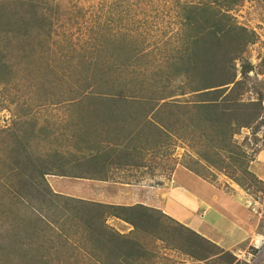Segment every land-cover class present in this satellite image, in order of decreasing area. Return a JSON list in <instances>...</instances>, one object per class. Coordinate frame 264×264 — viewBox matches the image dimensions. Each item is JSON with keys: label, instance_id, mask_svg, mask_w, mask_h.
Instances as JSON below:
<instances>
[{"label": "rangeland", "instance_id": "1", "mask_svg": "<svg viewBox=\"0 0 264 264\" xmlns=\"http://www.w3.org/2000/svg\"><path fill=\"white\" fill-rule=\"evenodd\" d=\"M42 1L45 4L42 13L50 23L40 35L35 34L36 30L32 28L31 38H22L19 44L15 39L12 41V45L6 49L9 67L7 80L0 82V194L4 193L2 198L6 203L9 200L7 191L14 190L11 185L18 179L19 172L17 163L11 162L16 156L20 157L8 149L7 144L16 146L17 138H26L24 147L32 157L40 160H60L63 157L71 158L74 162L81 161L77 159L86 154L75 151L78 146H85L76 143V140H81L78 134L84 137L83 142L105 143L102 145L106 146L115 144L113 132L110 136L106 133L110 140L103 139L105 128L99 120L104 119L107 123L109 111L123 110L100 104L98 86L92 87L88 83L97 79L95 60L90 56L101 46L109 47L120 41L123 46L132 42L137 47L139 58L135 67L140 71L129 73L131 77L125 85H130L132 89H126L122 83L124 87L121 91L127 96L136 98L135 89L145 88L147 93L144 97L172 95L164 101L191 100V94L176 96L173 85L167 81L173 80V71H170L176 65L173 64V52L183 43L184 27L178 3L198 0ZM49 9L56 14L53 19ZM230 16L237 25L256 35L255 42L247 47L244 55L252 69L248 73L242 100L257 101L260 98L257 90L260 89L264 104V0H240L230 11ZM47 31L48 35L45 34ZM85 59L89 61L85 62ZM239 65L236 61L238 78ZM109 68L108 65L101 66V69ZM170 72L171 75L164 81ZM115 78H121L120 74L116 72ZM159 81L164 82L153 87ZM128 106L124 109L128 114L126 120L133 122L131 127H134L136 121L132 116L143 112L135 106V101ZM182 136L179 124L167 138L163 150L146 158V171L119 172L112 178L119 177L120 182L130 181L132 185L150 186L151 183L156 186L157 182L163 184L170 180L177 170L189 171V177L180 175V179L176 180L181 183L183 178L191 193L202 200L197 206L189 203L196 207L192 210L194 219H190L191 223L197 225L198 231H195L232 254L234 263L264 264V123L257 122L250 128H241L233 136V141L245 154L235 169L231 168L232 161L228 158H224V163L229 166L222 169L206 163V167H199L195 160L201 158L203 146L200 141L206 140L197 131L189 133L184 139H181ZM122 143L119 139L117 148H121ZM11 164L13 168L10 169ZM173 167L175 169L171 172ZM55 178L60 177L49 176L47 181L56 189L59 188L56 181L59 179ZM60 181L64 187L69 186L70 182L75 183L73 185L85 182L72 178ZM102 184L97 185V190ZM90 190L94 188L87 191L90 193ZM62 191L105 202L97 194L81 193L80 187L76 188V192H68V189ZM184 203L185 200L170 198L166 206L179 210L182 207L189 211ZM182 213L179 215H187L184 210ZM116 221L114 218L107 219V223L118 231L121 225ZM13 227L9 215L0 212V234L12 232ZM38 239L37 245L44 246ZM145 241L147 253L137 264L218 263L212 257L196 260L151 238ZM46 257L50 258L49 255ZM88 260L84 254H76L74 257H58L52 264H95Z\"/></svg>", "mask_w": 264, "mask_h": 264}, {"label": "trees", "instance_id": "2", "mask_svg": "<svg viewBox=\"0 0 264 264\" xmlns=\"http://www.w3.org/2000/svg\"><path fill=\"white\" fill-rule=\"evenodd\" d=\"M239 3L240 0L178 3L184 27L183 43L173 52V64L176 63L170 68L173 80L167 81L170 72L164 81L173 85L176 96L191 94V100L164 101L172 95L144 97L145 88L135 89L136 98L122 92L131 77L129 73L139 70L135 67L139 54L132 42L123 46L119 41L109 47L101 46L90 56L95 60L97 79L88 82L92 87L98 86L100 104L123 110L109 111L107 123L99 120L105 128L103 139L110 140V133H115L114 145L83 142L84 137L78 134L81 140L76 143L85 146H78L75 151L86 155L74 162L63 157L60 160L32 157L24 147L26 138H17L16 146L7 144V148L20 157L12 158L15 159L11 163H17L19 172L18 179L11 185L14 190L7 191V203L2 198L4 193L0 194V212L8 214L15 226L12 232L0 234V264H52L58 257L76 254H84L95 264H137L147 253V238L196 260L212 257L217 264H238L234 263L232 254L183 224L182 218L186 219L180 216L183 208H180L182 211L170 209L166 204L163 208L143 204L121 206L74 198L54 192L47 177L108 181L113 177L103 172L108 165L146 171V158L163 150L167 138L179 124L183 131L181 139L197 131L206 140L200 141L203 149L195 164L222 169L229 166L224 163V158H228L232 161L230 167L235 169L245 154L233 141V136L241 128L264 123L262 90H257L260 96L257 101L242 100L252 69L244 55L256 35L237 25L230 16V11ZM44 5L42 0H0V82L7 80L6 49L12 41L15 39L19 44L22 38H31L32 28L40 35L50 23L42 13ZM49 13L51 19L56 17L53 9H49ZM45 34L48 35V31ZM236 61L240 64L239 78ZM102 65L110 68L101 69ZM116 72L122 81L115 78ZM164 81L154 83L153 87ZM125 88L132 89L130 85ZM134 101L143 113L132 116L136 122L131 127L133 122H127L128 114L124 109ZM119 139L123 142L121 148H117ZM248 174L254 176L251 172ZM108 218L122 221L131 229L121 233L107 223ZM38 238L44 246L37 245Z\"/></svg>", "mask_w": 264, "mask_h": 264}, {"label": "crops", "instance_id": "3", "mask_svg": "<svg viewBox=\"0 0 264 264\" xmlns=\"http://www.w3.org/2000/svg\"><path fill=\"white\" fill-rule=\"evenodd\" d=\"M144 171L145 170L143 169L137 170L136 168H132V167L117 169L112 165L104 166L103 168V172H109L113 177L115 173H119V172H144ZM179 171H185V169L184 170L180 169V170L175 171L177 173H175L174 175L172 174V176L170 177V180H168L166 183H163V184L160 182L159 183L157 182L156 186L151 185V183H150V186H145V185H140V184L132 185L130 181L120 182V178L117 177V178L108 179V181L86 180L85 182L77 184V185H73L75 183L70 182L69 186L64 187L63 182L60 180H66L70 178L60 177V178H55V179H59V180H56L59 184V188H56V189L55 187L54 188L51 187V188L56 193L64 194V195L71 196L74 198H81V197L70 194V193L63 192L62 190L68 189V192L70 191L76 192V188L80 187L81 193L83 192L89 193V191L87 190L90 188H94L93 191L90 190V193L93 195L97 194L98 196H101L103 199H105V202H102V203L115 204V205H121V206H132L135 204H143V205H149V206L156 207V208H163L166 202L170 200V198H175L178 201L185 200V203H184L185 207H187L189 211H185L183 208L184 212L187 215L186 216L184 215L186 219L182 218V220H184L183 223L186 226L190 227L191 229H194L195 231L197 230V225L191 222L194 219L193 217L195 216L193 215L192 210H194L196 207L191 206L189 203H191L192 205L195 204L197 206L202 203V200L199 197L196 198L195 195L191 193L189 187L185 184V181L183 178H181V183L179 181L177 182L176 179L179 180L180 175H184L185 177L190 176L189 171H185V172H179ZM86 183L93 184V186H89ZM99 183H103L102 184L103 186L100 187V190H97V185ZM81 199H85V198H81ZM92 201H96V200L92 199ZM96 202H99V201H96ZM179 208H182V207H179ZM188 213H191V214H188ZM116 223H119L121 225L120 226L121 229L118 230L121 233L128 232L131 229V227L128 224L122 221L117 220Z\"/></svg>", "mask_w": 264, "mask_h": 264}]
</instances>
